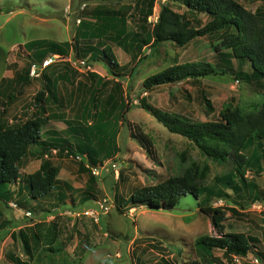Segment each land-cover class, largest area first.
I'll use <instances>...</instances> for the list:
<instances>
[{"label": "rangeland", "instance_id": "rangeland-1", "mask_svg": "<svg viewBox=\"0 0 264 264\" xmlns=\"http://www.w3.org/2000/svg\"><path fill=\"white\" fill-rule=\"evenodd\" d=\"M237 1L252 12L258 9L264 13V0ZM136 2L0 0L2 126L40 115L46 117L43 131L54 129L63 136L70 125L102 130L111 139L100 144L97 134L90 135V146H101V161L95 166L84 155L81 159L65 150L41 152L38 146L29 147L19 164L20 179L24 180L26 174L47 160L57 166L58 181L67 180L74 189L65 182V196L60 198L53 190L35 200L29 197L25 182V192L15 195L13 186L20 182L19 178L10 186L9 198L4 202L0 199V264H17L18 259L25 264H263L253 253L226 256L217 248L210 253L200 251L195 238L219 233L192 194L182 195L170 210L150 209L146 205L129 207L131 204L126 203L136 187L178 174L191 161L199 166L207 164L209 171L203 184L228 193L225 200L215 198L212 206L221 199L222 207L234 209L227 210L223 232L255 236L260 241L258 247L264 250V161L259 162L260 169L255 162L250 164L243 180L235 181L239 189L233 192L217 182L233 170L231 160L207 158L194 142L169 131L140 107L143 101L191 121L219 120V112L227 105L243 112L257 108L263 81L251 73L249 62L241 67L249 80L236 79L234 73L240 66L231 58L232 68L225 74L218 71L219 74L207 77L145 89L143 80L147 76L176 63L204 60L218 63L217 69L226 65L220 52L213 49L220 32L198 37L182 47L168 41L152 44L153 23L148 19L158 14L162 4L168 3L174 11L184 13L196 26L206 22L205 15L170 0H154L150 14L146 15L148 0H143L138 6L143 4L145 11L138 16ZM34 40L67 41L71 46L68 54L40 67L39 75L34 76L30 74V65L37 60L24 47ZM103 46L112 50L119 65L112 68L113 74L103 61L89 58L91 52ZM40 89L46 92L42 101L44 112H36L34 97ZM50 89L55 98H47ZM9 95L13 100L8 99ZM204 99L211 104V111H207ZM5 100L10 101L8 105L2 104ZM14 102L15 106L9 109ZM74 137L72 144L88 143L76 134ZM258 143L264 151V139L255 145ZM107 147L111 154L105 158L102 155L108 152ZM244 152L249 155L251 147ZM94 167L98 168L97 174L92 172ZM247 183L248 188L244 186ZM86 189L92 196L84 200ZM103 199L109 200V209L97 220L81 214ZM9 202H16L17 207L12 208ZM25 210H30L31 216H26ZM20 232L28 237L30 253L22 245Z\"/></svg>", "mask_w": 264, "mask_h": 264}, {"label": "trees", "instance_id": "trees-1", "mask_svg": "<svg viewBox=\"0 0 264 264\" xmlns=\"http://www.w3.org/2000/svg\"><path fill=\"white\" fill-rule=\"evenodd\" d=\"M183 4L187 10L193 13H200L207 17L202 25H193L192 21L184 13L174 11L168 3L162 4L158 12L157 20L152 26V44L156 45L164 41L185 46L192 40L221 33L219 41L214 45V50L220 52V59L226 65L225 68L217 69L215 65L204 61H193L176 63L170 65L154 74L147 76L143 80L145 89H152L155 86L173 83L186 78L197 79L207 77L211 74H225L231 70L230 59L234 58L240 66L235 71V77L248 81L249 77L241 70L244 62H249L251 73L263 81L261 92V102L258 107L249 112H243L238 107L225 106L220 112L219 120L191 121L186 117L171 114L155 108L145 102L140 103V107L153 115L169 131L180 134L190 141L204 153L207 158L217 161L231 160L234 167L231 172L217 179L218 183L226 186L235 192L239 189L238 179L243 180V173L250 164L255 162L259 167V162L264 161V151L261 144L256 142L264 139V13L260 10L254 12L246 9L237 0H170ZM154 0H148L147 14H150ZM145 15V14H144ZM145 18V16H144ZM28 45L39 47L41 57L48 53L60 56L68 54L71 43L67 41L52 42L45 40L30 41ZM224 49L226 51H221ZM91 61H103L111 74L119 65L109 47L103 46L97 52H91ZM38 61V59L35 58ZM228 69V70H227ZM46 92L39 90L35 94V104L39 106ZM12 95H9L11 98ZM205 107L211 111V104L207 99ZM46 121V117L40 115L28 118L20 123L2 126L0 125V199H8L11 192L7 185L16 182L19 178V162L26 155L29 147L38 146L41 152L55 150H65L72 155H83L91 166L100 163L101 146H90V135H98L100 144L104 140H111L102 130L78 129L77 126H70L69 131L73 136L80 137L87 141H80L72 144L63 141L61 145L46 143L41 140V128ZM109 135V133H108ZM110 143V142H108ZM74 145V146H73ZM149 144L147 145L148 148ZM251 147V153L245 154ZM102 156L107 158L111 154V149ZM209 166L204 164L199 166L196 162L187 163L182 172L166 177L160 182L150 185H142L132 190L126 203L131 206L146 205L150 209L170 210L177 205L182 195L192 194L198 199V206L201 212L205 213L211 220L212 225L217 229L219 235H201L195 238L196 247L204 252L210 253L217 248L223 251L226 256H246L253 253L258 261L264 264V250L260 249V241L257 237L244 232H223V221L226 218L227 210L233 211L231 207L212 206L215 198H228V193L221 189L206 187L203 180L206 179ZM58 168L44 160L38 169L26 174L24 182L28 195L32 199H39L51 193L57 179ZM247 183L244 186H248ZM253 187H255L252 184ZM84 200L91 198L90 190H85ZM203 194V195H202ZM202 195V196H201ZM5 196V197H3ZM201 196V197H200ZM200 198V199H199ZM117 206L116 210H119ZM120 211V210H119ZM22 245L28 253L30 246L28 237L20 232ZM17 264H25L19 259ZM222 264V263H220Z\"/></svg>", "mask_w": 264, "mask_h": 264}, {"label": "crops", "instance_id": "crops-1", "mask_svg": "<svg viewBox=\"0 0 264 264\" xmlns=\"http://www.w3.org/2000/svg\"><path fill=\"white\" fill-rule=\"evenodd\" d=\"M137 2L135 3V8L137 9V15L138 16H141L142 15V13L145 11V8L143 7V4L141 5V6H138V3H142V1L143 0H136ZM140 7V8H139ZM60 42V41H59ZM29 44V42L28 43H26V44H24V47H25V49L27 50V51H30L29 52V54L31 55V58L33 59V60H35V58L36 59H38V61H42L43 59H45L46 57H48V56H50V55H52V53H48L47 55H45V56H43V58L42 59H39V57H41V51H39V47H36V46H31V45H28ZM28 46V47H27ZM55 55H58V54H55ZM42 89V88H41ZM40 89V90H41ZM19 92H21L20 90H19ZM51 92H52V89H50V94H48L47 93V98H50V97H54V96H51ZM1 95H3V93L1 94ZM13 97L11 96V98H10V100H13L12 99ZM55 98V97H54ZM8 102H10V101H8ZM8 102H7V100H5V101H3L2 102V104L3 105H5V104H7L8 105ZM12 103V102H11ZM0 104H1V101H0ZM43 105L44 104H40L39 106H36V108H37V111L36 112H44V107H43ZM13 106H15V102L13 103V104H11L10 106H9V109L10 108H12ZM2 109V112H3V110H4V108H1ZM8 112L9 113H11L9 110H8ZM48 116H52L51 114H47ZM14 116V115H13ZM12 116V117H13ZM54 116H56V114H54ZM65 118V117H64ZM69 122V121H68ZM4 124V121L0 118V125H3ZM58 132L56 131V130H54V129H52V130H49V129H46V130H42V128H41V140H43V141H46V143H55L56 145H61V144H63L64 142V140L65 141H69V142H73V141H75V137L72 135V134H70V131H69V127H68V125H67V128H66V130H65V132H64V135L63 136H60L59 134H57ZM45 135V136H44ZM25 157V156H24ZM24 157L20 160V162H19V164H21L22 162H23V160H24ZM38 168H39V166H38ZM37 168V169H38ZM21 171V170H20ZM19 171V183H18V181H17V185L15 184V181H14V183H11V184H9V186L7 187L8 188V190H12L11 188H10V186H13L14 184L16 185H14L13 186V189L15 188L16 189V192H14L15 193V195H20L21 194V191H24L26 188H25V185H24V181H22L23 180V178L22 179H20L21 178V172ZM57 179H59L58 178V176H57ZM60 180V179H59ZM64 180V179H63ZM57 183L55 184V186H54V189L53 190H55L56 192H58L59 194H58V197H63V196H65L64 194H65V191H67V189L68 188H66V186H65V184L67 183V186L68 187H72V184H70L67 180H64V181H62V179H61V181H56ZM66 182V183H65ZM73 188V187H72ZM71 188V189H72ZM74 189V188H73ZM52 190V191H53ZM12 192V191H11ZM25 192V191H24ZM68 193V192H67ZM12 194V193H11ZM23 194V193H22ZM14 195V194H13ZM3 197H5V196H3ZM57 197V198H58ZM40 199V198H39ZM1 201H5V199H1ZM27 201V200H26ZM86 209V208H85ZM2 223V222H1ZM0 223V224H1Z\"/></svg>", "mask_w": 264, "mask_h": 264}, {"label": "built area", "instance_id": "built-area-1", "mask_svg": "<svg viewBox=\"0 0 264 264\" xmlns=\"http://www.w3.org/2000/svg\"><path fill=\"white\" fill-rule=\"evenodd\" d=\"M157 16H158V14L154 13L153 15L149 16L148 20L151 21L154 24L156 22L155 20H157ZM58 56L59 55L52 54V55L46 57L45 59H43L41 63H38L37 61H33L31 63V65H30V74L34 75V76H38L40 67H44L45 68L46 66L51 64L52 61L55 60V58H57ZM92 172L94 174H97L98 173V168L94 167L92 169ZM221 201H222L221 199H217L214 202H215V204H217L216 206H222V202ZM95 203H96V207L95 208H93V207L92 208H86V209H84L81 212V214L97 220L101 213H105L107 211V209H109V200L108 199H103L101 201H96ZM9 205L12 208L17 207V203L16 202L15 203L14 202H9ZM24 214L26 216H31V211L30 210H25Z\"/></svg>", "mask_w": 264, "mask_h": 264}]
</instances>
